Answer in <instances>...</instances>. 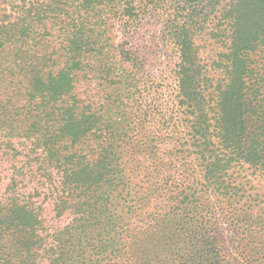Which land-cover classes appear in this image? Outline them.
Instances as JSON below:
<instances>
[{
	"label": "trees",
	"instance_id": "obj_1",
	"mask_svg": "<svg viewBox=\"0 0 264 264\" xmlns=\"http://www.w3.org/2000/svg\"><path fill=\"white\" fill-rule=\"evenodd\" d=\"M19 1L16 16L0 6V264H160L165 254L173 264H264V0H172L177 112L188 115L202 189L178 190L169 174L142 180L136 203L119 205L127 219L113 203L126 177L112 133L96 160L77 149L102 124L113 128L80 100L77 79L103 40L90 19L117 9L129 27L154 0ZM215 7L226 50L208 80L191 21ZM47 45L53 52L40 54ZM118 49L119 64L134 63ZM99 73L106 89L118 87L111 65ZM19 119L24 128H14ZM136 219L150 223L143 230Z\"/></svg>",
	"mask_w": 264,
	"mask_h": 264
},
{
	"label": "rangeland",
	"instance_id": "obj_2",
	"mask_svg": "<svg viewBox=\"0 0 264 264\" xmlns=\"http://www.w3.org/2000/svg\"><path fill=\"white\" fill-rule=\"evenodd\" d=\"M19 3V0H1L2 13L16 16ZM222 5H225V2ZM190 6H194V3ZM142 7L144 9L139 12L140 15L136 20L127 21L129 27L125 26V21H122V16L119 15L121 10L118 12L117 9L99 10V13L94 16L97 19H90L91 26L95 24L94 20L98 21L95 28L103 35V40L100 41L99 55L92 61L89 76L80 74L76 88L80 100L93 103L94 110L102 114L113 126V128H107L102 124L97 130V136L85 146L79 145L77 149L80 154L86 155L90 161H93L108 142H112L118 157L119 172L117 173L121 179L126 177L123 188L120 186L114 193L113 203L117 208V214L126 219L127 216L123 212L125 210L119 205L124 206L127 202L133 206L136 203L138 191L143 190L140 189L142 180L147 182L148 187L169 174L173 177L176 187L182 184L178 190L202 189L199 161L193 153V148L188 146V143H191L187 135L188 115L177 112L178 109L180 110L177 106L178 88L175 75L178 51L166 31L168 21L173 16L175 4L172 0H154L149 1V4L143 3ZM212 11L213 13L206 19L196 13L191 21L195 23L193 40L198 60L207 72L208 80L210 75L215 80L216 77L218 78L216 61L226 50L222 40L216 39V7L209 13ZM133 26H135L134 29ZM120 44L133 53L134 63L121 61L119 64ZM47 48L49 46L40 54L48 51L47 55H49L51 51L53 52V49ZM58 64L56 68L63 66V62ZM107 65L113 67L112 82H116L118 86L115 90L106 89L107 83L100 77V69L103 70ZM129 75L130 81L122 78V76L127 78ZM7 82H10L9 78L5 84ZM10 90L12 92V88L9 92ZM18 103L20 106L22 102ZM158 106L163 109V114L158 112ZM210 114L213 116V113ZM22 120L19 119L14 128H24ZM110 136L112 140L109 141ZM62 146L64 144L59 147ZM151 147L156 148L155 153L151 152ZM61 153L68 152L61 148ZM144 162L146 166L141 165ZM145 175L147 178L142 179ZM258 183L259 181H256L254 185L259 187ZM102 192L105 193V188ZM148 221L150 223V219H146L140 224L136 219V223H139L143 230L148 227V224L146 225ZM164 256L165 258L168 256V259H164ZM164 256L160 258V264H173L170 254Z\"/></svg>",
	"mask_w": 264,
	"mask_h": 264
}]
</instances>
